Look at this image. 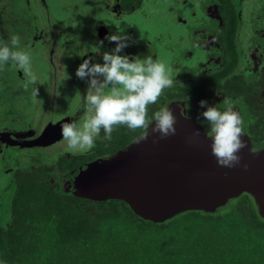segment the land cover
<instances>
[{
  "label": "trees",
  "instance_id": "1",
  "mask_svg": "<svg viewBox=\"0 0 264 264\" xmlns=\"http://www.w3.org/2000/svg\"><path fill=\"white\" fill-rule=\"evenodd\" d=\"M13 14L12 5L7 11L0 9V22L14 28L18 23ZM235 20L231 13L223 38L228 56L223 66L213 74L186 75L183 81L177 80L162 93L160 103L181 98L185 101L187 95L190 114L196 118L198 101L206 99L213 104V95L220 92L233 100L244 117L241 138L248 137L257 147L264 146V56L254 63L255 70L249 62V69L243 71L240 45L233 37ZM260 45L264 54V44ZM247 51L242 50L243 57ZM131 52L147 53L137 45L132 46ZM157 107L149 106V114ZM202 124L207 128L206 123ZM140 134L139 129L116 126L110 141L98 138L91 150L62 154L54 164L35 160L26 168L14 169L6 184V190L12 191L11 198L0 215V261L264 264V217L247 192L229 198L215 211L189 209L154 222L134 212L123 199L94 200L75 195L71 187L64 188L76 167L112 154Z\"/></svg>",
  "mask_w": 264,
  "mask_h": 264
},
{
  "label": "rangeland",
  "instance_id": "2",
  "mask_svg": "<svg viewBox=\"0 0 264 264\" xmlns=\"http://www.w3.org/2000/svg\"><path fill=\"white\" fill-rule=\"evenodd\" d=\"M46 2L49 8L48 15H45L40 0H0V9L4 11L12 5L13 15L16 16L14 19L18 23L14 28H10L1 21L0 37L5 39L12 35L21 37V46L29 50L32 70L38 77V83L34 86L28 83L27 75L15 66L6 64L0 68V102H2L0 125L4 123L13 128L18 126L20 128L22 123L24 126L33 124L38 127L41 122H57L70 113H77V119L83 120V110L78 109V106L82 103L81 97L85 95L88 85L87 81L79 84L82 79L76 76L75 69L83 60L81 49L84 45L87 42H91L92 46L95 45L97 38L93 30L96 22L102 19L111 26L112 30H122L129 37L128 46L121 54L129 55L132 46L145 48L147 55L157 54L156 59L165 64L173 79L182 75L181 65L190 67L191 73L187 71V76H195L198 71L195 69L196 60L202 61L205 58L202 48L193 44L192 30L188 27L191 23L196 25L198 16L200 19L207 16L201 7L195 10L196 6L188 3L179 6L182 19L184 20L185 17L187 19V25L179 20V11L174 5L175 0H46ZM115 3H121L122 6L120 10L122 14L119 18L112 16V12H109L111 14L107 12L109 5L116 9ZM231 3L238 15L240 31L238 38L242 46L251 42L264 44V0H227L221 6L225 10L228 8L230 10ZM59 25L61 30L55 53L57 63L63 64V70L56 69L58 75L56 74L54 81L57 86H54L49 73L51 62L47 58L50 55L54 58V50L48 53L45 44L50 31ZM208 26L218 30V27L212 23ZM218 31L221 33L225 30ZM26 33L36 34L33 41H30ZM112 47L109 42L102 44L103 51H110ZM187 49L194 51V58L189 59L185 56L186 52L182 53ZM65 54H68L66 61L63 60ZM224 56L228 57L227 54H223ZM93 60L102 62V57L95 55ZM58 78L63 80L58 82ZM34 87L37 88L36 96L33 95ZM218 96L219 99L214 103L222 107L224 97L220 94ZM231 101L233 102L232 99ZM36 106L37 109L34 111L33 108ZM242 120L244 122V117ZM250 140L248 137L245 138L247 143L252 144ZM59 141L43 148L23 149L20 152L24 155L18 154L20 156L18 166L10 161L0 163V215L12 194L10 188L6 190L8 175L11 173L8 168H26L32 162H36L35 160L54 164L60 155L76 152L67 146L63 138ZM15 151L14 149L13 152ZM66 183L68 184L64 188L68 190L69 180Z\"/></svg>",
  "mask_w": 264,
  "mask_h": 264
},
{
  "label": "water",
  "instance_id": "3",
  "mask_svg": "<svg viewBox=\"0 0 264 264\" xmlns=\"http://www.w3.org/2000/svg\"><path fill=\"white\" fill-rule=\"evenodd\" d=\"M40 1L48 15L46 0ZM101 27L104 35L110 32L107 25ZM60 30L61 25L54 27L45 44L48 53L54 50V58L49 59L54 86L56 69L61 70L55 53ZM168 105L176 116L175 134L159 138L150 127L147 138L137 141V136L112 154L84 162L71 172L72 192L94 200L123 199L134 212L154 222L189 209L215 211L229 198L247 192L264 217V147L252 149L245 145L239 153L240 165L219 166L203 124L194 116L185 119L182 102L171 101ZM70 114L57 122H41L40 132L21 146L43 148L59 141L63 138L62 123L78 118V114ZM153 136L157 137L155 141Z\"/></svg>",
  "mask_w": 264,
  "mask_h": 264
},
{
  "label": "clouds",
  "instance_id": "4",
  "mask_svg": "<svg viewBox=\"0 0 264 264\" xmlns=\"http://www.w3.org/2000/svg\"><path fill=\"white\" fill-rule=\"evenodd\" d=\"M105 39L114 42L110 51H103L102 62L91 58L83 59L75 69L80 79L87 78V89L78 109L84 113L83 120H68L62 123L64 142L78 152L91 150L98 138L110 141L116 126L129 130L139 129L137 141L152 133L164 138L176 133V116L169 105L160 103L165 89L171 88L174 79L165 64L152 55L140 56L121 54L128 46L129 37L122 31L110 32ZM103 40L94 45L100 51ZM84 55V54H82ZM11 64L23 71L28 83L35 86L38 77L32 70V57L26 47L21 46V37H0V68ZM34 87L33 95L36 96ZM190 97H185V119L190 118ZM200 110L196 119L206 123V136L210 138L211 154L219 166L232 168L240 165V150L245 146L241 138L243 120L235 110L230 98L223 99V106L209 104L206 99L198 101ZM158 105L149 114V106ZM77 109V110H78ZM101 132L103 136L101 137ZM157 139L153 136V140ZM247 168V164L241 165ZM0 264H4L0 261Z\"/></svg>",
  "mask_w": 264,
  "mask_h": 264
},
{
  "label": "flooded vegetation",
  "instance_id": "5",
  "mask_svg": "<svg viewBox=\"0 0 264 264\" xmlns=\"http://www.w3.org/2000/svg\"><path fill=\"white\" fill-rule=\"evenodd\" d=\"M226 2L227 0H175V7L178 9V15H179V20H182L183 23H186L188 25L187 19L185 17V19L183 20V16L182 13L180 12V8L179 6L182 5H186L187 3L190 5H195L196 9H199L200 7L203 9V11L207 14V16L203 17L202 19H200V16L197 17L196 20V25L195 24H189L188 27H191V37L193 39V44L194 45H198L200 48H202L203 52H204V59L202 61L200 60H196V70L198 69V71L195 73L197 74H201V73H209V74H213L214 71L220 67H222L226 57H223V54H225V47H224V43H223V38H226L225 32H226V28H227V19L230 18V14L233 13L234 17L236 18V20L234 21V39H236V41H238L239 45H240V50L239 53L241 56V62L240 65L242 64L243 67V71H246V69H249V62H251L252 64V70L254 68V63L259 62L262 57H263V53L262 51H260L261 49V45L258 44V42H251L248 43L246 46H242L238 35H239V20H238V15L237 13H235L234 7L232 5V7L228 8V10L223 9V7L221 6L223 4V2ZM229 1V0H228ZM116 4V3H115ZM121 3H117L116 4V9L113 7L111 8L109 5V12H112V16L114 17H120V15L122 14L120 11L121 10ZM173 5V6H174ZM232 11V12H231ZM231 12V13H229ZM111 14V13H109ZM176 19V18H175ZM105 20L102 19L99 22H96L95 27H94V34L96 35V42L95 45H97L98 41L103 40V43H107L109 42L110 45H113L114 47V43H111L110 41H108L107 39H105L106 35L110 32H115L114 30L111 29V26L107 23L104 22ZM212 21V22H211ZM207 23V24H204ZM212 23L215 25V27H218V30H225L224 32L219 33V31H216L215 29H212V27H209L208 25ZM220 23V25H219ZM105 24L108 26L109 31L107 32V34H103V29L102 27L99 28V25ZM116 28V27H115ZM33 31V30H32ZM239 31V32H238ZM27 34V33H26ZM27 36L29 37L30 41H33L34 37L36 36L35 33L33 34H27ZM50 37V36H49ZM53 37V36H52ZM228 37V36H227ZM59 39V38H58ZM50 40V39H49ZM63 46V45H62ZM91 45V42H87L84 47L81 49L82 54L83 55V59L85 58H91L93 60V58L95 57V55H97L99 58L102 57L101 53L103 51L102 49V45H100V52H95V47ZM64 48V47H63ZM242 50L246 51V54L244 55V57L242 56ZM187 53V58H194V51L187 49L185 51H182V53ZM248 53V54H247ZM130 57L133 55L132 52L130 51ZM138 55L142 56V55H147V53H139ZM153 58H156L157 54H152ZM49 56V55H48ZM50 57H47L48 59H51ZM66 57H68V54L64 55V59L66 61ZM68 59V58H67ZM246 64V65H245ZM250 64V65H251ZM61 64V69L63 70ZM187 71L189 73H191L190 67L188 66H184L181 65V72L182 75H178L175 79H174V83H176L177 80L179 81H183L185 79V77H187ZM52 72V71H51ZM51 72L49 71V73L51 74ZM65 72V70H64ZM195 75V76H196ZM193 76V77H195ZM191 77V76H190ZM174 78V77H173ZM86 79H82L79 81V84L85 82L86 83ZM63 80V79H62ZM62 80H58V82L62 81ZM84 83V84H85ZM57 86V83H56ZM222 95L224 98L225 97L223 94H221L220 92H217V94L213 95V102L217 101L219 99L218 95ZM182 100V101H181ZM176 102H182L183 104V110L185 111L186 105L184 103V100L178 99V100H174ZM2 104V102H0ZM1 106V105H0ZM37 109V106L33 108V110L35 111ZM189 111H191V108L189 109ZM70 115H75L77 116V113H72ZM192 116V115H190ZM33 121V120H32ZM35 124V123H34ZM30 125V124H29ZM204 126V124H203ZM24 128V129H23ZM205 130L207 131V128L204 126ZM22 130H26V131H22ZM0 131H2V133L0 134V163L2 162H12L15 163L17 166L20 163V156H23L24 154L20 151H22L23 149H30V148H37L35 147H28V146H21L22 144L25 143V140H30L31 138H33L34 136H36L39 132L40 129L38 127H36L35 125L32 126H24L22 125V123L20 124V128L19 126L16 128L11 127L10 125L7 124H2L0 125ZM250 139V138H249ZM245 145L249 146L252 149H260L264 146H259L257 147V145L255 143L249 144L247 143L245 140ZM14 149L16 150L15 152ZM19 150V151H18ZM18 154H21L20 156ZM16 167H9V171L12 173L13 170Z\"/></svg>",
  "mask_w": 264,
  "mask_h": 264
},
{
  "label": "bare ground",
  "instance_id": "6",
  "mask_svg": "<svg viewBox=\"0 0 264 264\" xmlns=\"http://www.w3.org/2000/svg\"><path fill=\"white\" fill-rule=\"evenodd\" d=\"M52 38H53V37H52ZM52 38H50V40H49V43L51 42V43H50V45H51V46H50L51 49H53V43H52V40H53V39H52Z\"/></svg>",
  "mask_w": 264,
  "mask_h": 264
}]
</instances>
